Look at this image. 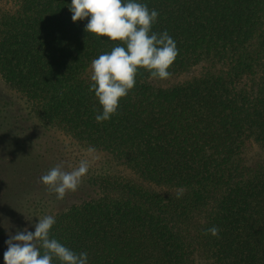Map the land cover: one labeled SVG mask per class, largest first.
<instances>
[{"label": "trees", "instance_id": "trees-1", "mask_svg": "<svg viewBox=\"0 0 264 264\" xmlns=\"http://www.w3.org/2000/svg\"><path fill=\"white\" fill-rule=\"evenodd\" d=\"M137 2L176 43L172 75L140 69L98 123L91 62L119 42L73 22L71 0H0V264L45 215L88 264H264V0ZM89 146L76 192L35 190Z\"/></svg>", "mask_w": 264, "mask_h": 264}, {"label": "clouds", "instance_id": "clouds-1", "mask_svg": "<svg viewBox=\"0 0 264 264\" xmlns=\"http://www.w3.org/2000/svg\"><path fill=\"white\" fill-rule=\"evenodd\" d=\"M69 10L73 22L88 18L86 32L119 42L110 52L91 62L89 91L95 93L102 108V113L95 117L98 123L117 114L120 100L135 87L140 69L149 72L153 79L171 77L169 69L178 56V49L166 30L159 34L152 31L158 11L137 0H71ZM86 152L91 159H81L72 170L66 171L63 164H57L40 177L58 201L78 190L91 162L98 158L95 147L89 146ZM182 195L183 191H178L177 198ZM55 223L53 215H45L38 218L34 232L25 228L11 235L5 241L4 264H52L54 258L60 264H88L87 252L77 254L50 235ZM219 233L220 229L215 226L203 232L217 238Z\"/></svg>", "mask_w": 264, "mask_h": 264}, {"label": "rangeland", "instance_id": "rangeland-1", "mask_svg": "<svg viewBox=\"0 0 264 264\" xmlns=\"http://www.w3.org/2000/svg\"><path fill=\"white\" fill-rule=\"evenodd\" d=\"M12 147H13V149H15L16 148V145H15V143H13V145H12ZM8 151H9V148H7L6 150H5V153H8ZM8 155V154H7ZM34 183V182H33ZM35 185V190H36V186H38L39 188H41L42 189V191H44L45 189H46V186L45 185H41V186H39V184H34ZM32 186H33V184H32ZM31 186V187H32ZM22 199L21 198H17V199H15L14 200V204L16 203V202H19V201H21ZM12 217H14V218H11V219H8V217H6L5 218V220H4V222H5V225H6V227L9 229V230H11V229H13V228H15L16 226H17V223H15V219H17L16 218V216H12ZM16 233H14V235H15ZM1 236H2V234H0ZM3 237V236H2Z\"/></svg>", "mask_w": 264, "mask_h": 264}]
</instances>
